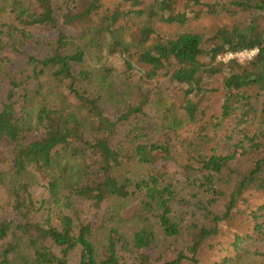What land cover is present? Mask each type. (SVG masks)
Instances as JSON below:
<instances>
[{"label": "trees", "instance_id": "obj_1", "mask_svg": "<svg viewBox=\"0 0 264 264\" xmlns=\"http://www.w3.org/2000/svg\"><path fill=\"white\" fill-rule=\"evenodd\" d=\"M0 125V264H264V0H0Z\"/></svg>", "mask_w": 264, "mask_h": 264}, {"label": "rangeland", "instance_id": "obj_2", "mask_svg": "<svg viewBox=\"0 0 264 264\" xmlns=\"http://www.w3.org/2000/svg\"><path fill=\"white\" fill-rule=\"evenodd\" d=\"M222 95H223V90H218L217 92L212 93V99H211V102L208 108V116L218 114L220 112L219 101ZM0 126H3V125H0ZM3 129L4 128L0 127V137L5 138V136L8 135V130H5V129L3 130ZM243 227L244 226L241 224L239 226L240 230ZM235 239L236 237H233L230 234L229 230L224 232L223 236L217 239L218 242H217V247H216V254L211 251L212 255L213 256L216 255L218 259L224 255H227L230 251L233 250L234 243H236ZM243 239H244V242H242L241 246L248 248V249H254L255 246L259 245L260 243V240L253 236H245Z\"/></svg>", "mask_w": 264, "mask_h": 264}, {"label": "built area", "instance_id": "obj_3", "mask_svg": "<svg viewBox=\"0 0 264 264\" xmlns=\"http://www.w3.org/2000/svg\"><path fill=\"white\" fill-rule=\"evenodd\" d=\"M257 53V49L253 50H244L237 53H229L225 55V59H231V58H238L241 61H245L246 59L252 58Z\"/></svg>", "mask_w": 264, "mask_h": 264}]
</instances>
